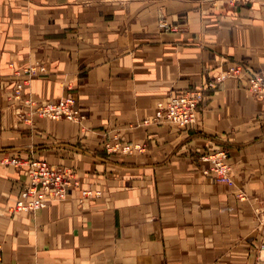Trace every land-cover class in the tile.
I'll use <instances>...</instances> for the list:
<instances>
[{"label":"crops","instance_id":"obj_1","mask_svg":"<svg viewBox=\"0 0 264 264\" xmlns=\"http://www.w3.org/2000/svg\"><path fill=\"white\" fill-rule=\"evenodd\" d=\"M34 63L45 71L24 97L72 93L79 122L18 119L14 69ZM234 63L264 71V0L1 1L0 264H254L264 99L245 78H226L206 87L195 123L151 120L158 101ZM115 137L144 150L107 152ZM219 147L229 149L226 182L199 159ZM5 157L68 167L78 185L44 208L9 212L28 176Z\"/></svg>","mask_w":264,"mask_h":264},{"label":"built area","instance_id":"obj_2","mask_svg":"<svg viewBox=\"0 0 264 264\" xmlns=\"http://www.w3.org/2000/svg\"><path fill=\"white\" fill-rule=\"evenodd\" d=\"M3 0H0V2ZM159 27L169 30L171 25L160 19ZM13 67L12 64H10ZM45 66L42 64H28L21 68L14 69L19 78L13 84L12 98L21 102L25 107L22 111L17 108V115L20 121L31 122L33 116L52 120L65 119L79 121L83 117L81 110L76 105V97L67 93L56 100L38 101L31 97H24V89L29 81L36 75L43 73ZM244 65L234 63L216 76L215 82H221L226 78H245L248 90L258 99H264V71L246 73ZM203 96L202 87L187 89L180 93L168 95L165 99L156 103L153 118L154 122L166 121L173 126L184 128L196 121V110L198 103ZM108 151H117L125 154H132L144 150V146L138 142H120L117 139L106 144ZM200 161L206 163L203 173L219 182H226L230 179L231 166L229 163V149L219 147L208 150L200 155ZM4 164L15 167L26 166L28 176L27 184L19 191V199L8 207L9 212L34 211L44 208L54 201L63 200L69 187L76 185L73 180V172L70 168L53 165L46 160L31 159L21 161L15 157H5ZM90 193V192H89ZM244 198V196H241ZM260 224L263 227V234L258 248L257 258L254 264H264V203L258 210ZM2 253L0 246V263Z\"/></svg>","mask_w":264,"mask_h":264},{"label":"rangeland","instance_id":"obj_3","mask_svg":"<svg viewBox=\"0 0 264 264\" xmlns=\"http://www.w3.org/2000/svg\"><path fill=\"white\" fill-rule=\"evenodd\" d=\"M236 1H238V0H236ZM239 1H243V2H248L249 0H239ZM169 30H171V28L169 29ZM242 65V64H241ZM222 72V71H221ZM220 72V73H221ZM219 73V74H220ZM218 74V75H219ZM216 78V77H215ZM225 80V79H224ZM214 81H215V79H214ZM210 82H212V81H209L208 83H206L205 85H201L200 87H202V90H203V96H204V92H205V89H206V87H213V86H211L209 83ZM222 82V81H221ZM216 83H220V82H215V83H213V85L214 84H216ZM190 89H193V88H190ZM203 96H202V98H203ZM254 96V95H253ZM202 98H201V100H202ZM58 99V98H57ZM56 100V99H55ZM200 100V101H201ZM200 103V102H199ZM198 103V104H199ZM76 105H77V103H76ZM77 107H78V105H77ZM79 108V107H78ZM80 109V108H79ZM197 111V110H196ZM81 120V118L79 119V121ZM79 121H76V122H79ZM118 140V138H116L115 137V140ZM114 140V141H115ZM119 141V140H118ZM113 142V139L112 140H110V139H106V140H104V142H103V146H104V148H105V150L107 151V152H117V151H108L107 149H106V144H108V143H112ZM120 142H122V141H120ZM123 143V142H122ZM119 153H122V152H120L119 151ZM123 154H125V153H123ZM200 159V158H199ZM60 166H62V165H60ZM65 167V166H64ZM72 170V169H71ZM72 172H73V180H75L76 181V185H73V186H71V187H69L68 188V190H67V194H68V192H69V190L71 189V188H73V187H75V186H77L78 185V181H77V178H76V175H75V172L72 170ZM90 192V193H89ZM67 194H66V196H67ZM83 194L84 195H94V196H96V195H98L99 194V191H92V190H84L83 191ZM65 196V197H66Z\"/></svg>","mask_w":264,"mask_h":264}]
</instances>
